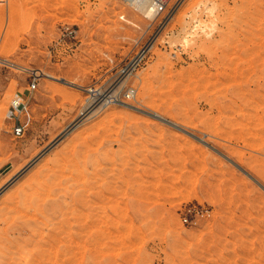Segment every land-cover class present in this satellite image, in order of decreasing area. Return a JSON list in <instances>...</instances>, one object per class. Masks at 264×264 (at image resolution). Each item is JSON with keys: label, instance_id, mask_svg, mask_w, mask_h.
I'll return each instance as SVG.
<instances>
[{"label": "rangeland", "instance_id": "1", "mask_svg": "<svg viewBox=\"0 0 264 264\" xmlns=\"http://www.w3.org/2000/svg\"><path fill=\"white\" fill-rule=\"evenodd\" d=\"M263 1L0 0V264H264Z\"/></svg>", "mask_w": 264, "mask_h": 264}, {"label": "bare ground", "instance_id": "2", "mask_svg": "<svg viewBox=\"0 0 264 264\" xmlns=\"http://www.w3.org/2000/svg\"><path fill=\"white\" fill-rule=\"evenodd\" d=\"M122 1H125V2H127L130 6H132V7H136L137 5L138 6H142L143 4H145V3H152L153 5V8L151 9L152 10V12L151 13H154V10H156L157 9V7H158V4L159 3H165L166 4V0H122ZM242 1V3L245 1V0H241ZM11 2V1H10ZM264 2V1H263ZM13 3V2H12ZM11 3V4H12ZM228 3H229V0H223V1H220V0H198V7H200V8H198V13L200 14V15H204V14H208V15H215L218 11H220V10H222L223 8H225V7H228ZM262 5V4H261ZM230 7V6H229ZM11 8V7H10ZM260 8V7H259ZM14 9V8H13ZM230 9V8H229ZM261 9V8H260ZM11 11H13L14 12V10H11ZM222 12V11H221ZM218 14V13H217ZM252 14V13H251ZM219 15V14H218ZM254 15V14H253ZM201 17V16H200ZM249 17H250V15H249ZM248 17V18H249ZM202 18V17H201ZM252 18V17H251ZM250 18V19H251ZM255 18V17H254ZM258 18V17H257ZM260 18V17H259ZM200 21V19H198V23L196 22V20L194 19V21H193V23L191 24V26L186 30V32H185V34L181 37V41H188V37H189V35H190V33L192 32V31H194L195 29H196V27L197 26H199L200 25V23L201 22H203L201 25V27H202V29H206V24L204 25V23H206L205 22V20H203V21H201V22H199ZM23 22V21H22ZM135 23H137V22H135ZM138 24V23H137ZM132 25V24H131ZM134 26H136L135 24H133ZM133 26V27H134ZM138 26V25H137ZM200 26H199V28H201ZM141 28V27H140ZM132 30V29H131ZM137 30V29H136ZM135 30V31H136ZM134 30H132V32H133ZM202 32L203 33H201V31L198 33V35H199V37H198V39L200 40V41H202L203 43L204 42H208V41H210V40H212L214 37H215V32L214 31H203L202 30ZM217 32V31H216ZM226 32V31H225ZM224 31L222 32V33H225ZM225 34H227V33H225ZM224 34V35H225ZM131 35H133V34H131ZM221 35V34H220ZM260 35V34H259ZM258 36V35H257ZM264 37V36H263ZM6 60V59H5ZM12 63V62H11ZM20 68V67H19ZM23 68V67H22ZM24 70H26L27 71V69H24ZM29 71V70H28ZM34 72V71H33ZM35 73H38V71H35ZM41 74L42 75H44V76H46V77H55L53 74H51V73H48V72H41ZM57 79H59V80H61V81H63V82H66V83H68V81H66V80H64V78H57ZM210 82V81H209ZM88 90V89H87ZM104 94V93H103ZM109 94V93H108ZM104 102H105V100H104ZM117 102V101H116ZM118 103V102H117ZM119 103H121L120 102V100H119ZM106 104H108V102H106L105 103V105ZM123 104H124V102H123ZM95 105V104H94ZM130 106V105H129ZM95 107V106H94ZM131 107H132V105H131ZM133 107H135V108H138L137 106H134L133 105ZM93 110V109H92ZM91 110V111H92ZM91 111H89V112H91ZM88 112V113H89ZM35 159V158H34ZM37 159V158H36ZM26 167V166H25ZM28 167V166H27ZM24 170V169H23ZM163 170V169H162ZM17 176V175H16ZM15 176V177H16ZM14 178V177H13ZM11 181V180H10ZM12 182V181H11ZM136 182V181H135ZM153 183V182H152ZM154 184V183H153ZM111 187V186H110ZM108 188V187H107ZM125 190V189H124ZM139 190H140V188H139ZM124 193V192H123ZM120 194V193H119ZM106 195V194H105ZM146 195V194H145ZM48 196V195H47ZM129 196V195H128ZM151 196V195H150ZM51 196H49V198H50ZM104 197V196H103ZM107 197V196H106ZM133 197V196H132ZM142 197H144L145 198V196H142ZM51 198H53V197H51ZM144 198H142V199H144ZM112 199V198H111ZM47 200V199H46ZM57 200V199H56ZM76 200H78V199H76ZM119 200V199H118ZM145 200V199H144ZM42 201V200H41ZM102 201V200H101ZM150 201H151V198H150ZM43 202V201H42ZM58 201H55V202H51V203H48L47 201H44L43 203H40L39 205H40V207H38L39 208V212L40 211H44V210H48L49 211V209H52V210H56V208H57V203ZM103 202V201H102ZM107 202H108V200H107ZM107 202H106V204H107ZM29 203V202H28ZM79 203V202H78ZM98 204V203H97ZM99 204H102L101 202H99ZM126 204V203H125ZM38 205V206H39ZM79 205V204H78ZM82 205V204H81ZM75 206V205H74ZM103 206V205H102ZM61 207V206H60ZM101 207V206H100ZM122 207V206H121ZM80 208V207H79ZM78 208V209H79ZM17 209V208H16ZM61 209V208H60ZM77 209V211H79ZM85 209V208H84ZM92 209V208H91ZM95 209V208H94ZM14 210V209H13ZM18 210V209H17ZM99 210V209H98ZM97 210V211H98ZM116 210V208L114 209V211ZM124 210V209H123ZM127 210V209H126ZM84 211V210H83ZM93 211V210H92ZM133 211V210H132ZM62 212V211H61ZM64 212V211H63ZM82 212V211H81ZM80 212V213H81ZM115 212H119L118 211V208H117V210L115 211ZM115 212H113L114 214H115ZM21 213H23V212H21ZM48 213H50V212H48ZM55 213V212H54ZM78 213V212H77ZM125 213V212H124ZM35 214V213H34ZM53 214V213H52ZM51 214V215H52ZM63 214V213H62ZM94 214V213H93ZM93 214H91L90 213V215H89V217L92 215L93 216ZM117 214V213H116ZM119 214V213H118ZM117 214V215H118ZM32 215V214H31ZM54 215V214H53ZM82 215H84V214H82ZM125 215V214H124ZM135 215V214H134ZM28 216H29V214H28ZM36 216V215H35ZM45 216V215H44ZM65 216H67V215H65ZM68 216H69V214H68ZM68 216H67V218H68ZM75 216H78V215H75ZM75 216H73V217H75ZM111 216V215H110ZM128 216V215H127ZM129 216H130V214H129ZM37 217V216H36ZM62 217H63V215H62ZM79 217H80V215H79ZM81 217H84V216H81ZM88 217V216H87ZM131 217V216H130ZM32 218V217H31ZM51 218H53V217H51ZM77 218V217H76ZM33 219V218H32ZM63 219H65V217H63ZM72 219H74V218H72ZM79 219V218H78ZM85 218H82V220L81 221H85L84 220ZM89 219H91V218H89ZM131 219V218H130ZM36 220H38L37 218H36ZM49 220V219H48ZM68 220V222L70 221V219H67ZM66 220V221H67ZM75 220V219H74ZM93 220V219H92ZM42 221V220H41ZM64 221V220H63ZM76 221V220H75ZM78 221V220H77ZM27 222V221H26ZM40 222V221H39ZM61 222V221H60ZM85 222H88V221H85ZM122 222V221H121ZM38 223V222H37ZM67 223V222H66ZM77 223V222H76ZM82 222H80L79 221V224H81ZM89 223V222H88ZM92 223H93V221H92ZM96 223V222H95ZM102 223V222H101ZM119 223V222H118ZM131 223V222H130ZM31 224V223H30ZM29 224V225H30ZM40 224V223H39ZM59 224V223H58ZM61 224V223H60ZM59 224V226H62V225H60ZM64 224H65V221H64ZM78 224V223H77ZM83 224V223H82ZM57 225V224H56ZM71 225V224H70ZM84 225H85V223H84ZM82 226V230H84L85 228L87 229V227L86 226ZM91 225V224H90ZM97 224H95V226H96ZM100 225V224H99ZM114 225V224H113ZM31 226V225H30ZM76 226V225H75ZM74 226V227H75ZM102 226H104V225H102ZM106 226V225H105ZM112 226V225H111ZM117 226V225H116ZM91 227V226H90ZM94 227V226H93ZM92 227V228H93ZM97 227V226H96ZM99 227H101V226H99ZM98 227V229L97 230H99L100 228ZM114 227V226H113ZM113 227H109V228H113ZM33 228V227H32ZM60 228H62V227H60ZM71 228V227H70ZM64 229V228H63ZM63 229H61L62 231H63ZM73 229V228H72ZM88 229H89V226H88ZM96 229V228H95ZM102 229H104V228H102ZM101 229V230H102ZM127 229V228H126ZM21 230H22V228H21ZM93 230V229H92ZM105 231H106V229H104ZM104 230H102V232L104 231ZM108 231H110V229H107ZM116 230H117V227H116ZM50 231H53V230H50ZM66 231V230H65ZM65 231H64V233H65ZM78 231V230H77ZM80 231V230H79ZM85 231V230H84ZM100 231V230H99ZM98 231V232H99ZM119 231V230H118ZM117 231V232H118ZM41 232V231H40ZM58 232V231H57ZM56 232V233H57ZM70 232V231H69ZM73 233H74V231H72ZM82 232V231H81ZM87 232V231H86ZM89 232H91V230H89ZM94 232V231H93ZM101 232V233H102ZM111 232V231H110ZM115 232V231H114ZM114 232H111V234L112 233H114ZM121 232V231H120ZM44 233V232H43ZM59 233V232H58ZM71 233V232H70ZM70 233H67V234H69L70 235ZM77 233H79V232H77ZM83 233V232H82ZM96 232H94L93 233V235L95 234ZM119 233V232H118ZM36 234V233H35ZM59 234H61V233H59ZM96 234H99V233H96ZM115 234V233H114ZM41 235V234H40ZM44 235V234H43ZM55 235V234H54ZM62 235H63V233H62ZM61 235V236H62ZM68 235V236H69ZM72 235V234H71ZM71 235L69 236V237H71ZM52 236V235H51ZM58 236V235H57ZM79 236V235H78ZM98 237H99V235H97ZM56 237V236H55ZM67 237V236H66ZM69 237H68V239H69ZM89 237V236H88ZM57 239L59 238V237H56ZM61 238V237H60ZM64 238V237H63ZM84 238V237H83ZM93 238V237H92ZM95 238V237H94ZM97 238V237H96ZM74 238H72L71 237V240H73ZM88 239V238H87ZM100 239V238H99ZM103 239V238H102ZM47 240H49V239H45V241H47ZM54 240V239H53ZM61 240V239H60ZM63 240V239H62ZM75 240V239H74ZM82 240V239H81ZM84 240V239H83ZM82 240V241H83ZM93 240V239H92ZM91 240V241H92ZM96 240V239H95ZM95 240H93V241H95ZM41 241V240H40ZM57 241V240H56ZM55 242V241H54ZM71 242H73V241H71ZM70 241H69V243H71ZM34 243V242H33ZM42 243V242H41ZM49 243V242H48ZM51 243H52V241H51ZM56 243V242H55ZM54 243V244H55ZM75 244H76V242H74ZM82 243V242H81ZM96 243V242H95ZM101 243H104V242H101ZM108 243V242H107ZM54 244H52V245H54ZM79 244V243H78ZM77 244V245H78ZM98 244H99V240H98ZM51 245V244H50ZM51 245V246H52ZM104 245H105V243H104ZM28 246V245H27ZM34 246V245H33ZM66 246H69L70 247V245H66ZM81 246V245H80ZM79 246V247H80ZM89 246V245H88ZM103 246V245H102ZM29 247V246H28ZM44 247V246H43ZM27 248V247H26ZM86 248V247H85ZM30 249V248H29ZM41 249V248H40ZM44 249V248H43ZM67 249V248H66ZM65 249V250H66ZM73 249H74V247H73ZM95 249V248H94ZM69 250V249H68ZM25 251V250H24ZM25 252H28L27 250L25 251ZM68 252V251H67ZM101 252V251H100ZM33 252L32 251H30V252H28L27 254H26V256H24V258L23 259H25V257H29L31 254H32ZM66 253V252H65ZM82 254V253H81ZM22 255V254H21ZM24 255V254H23ZM83 256H84V254H83ZM31 257V256H30ZM77 257H78V255H77ZM78 258H80V257H78ZM11 259V258H10ZM30 259V258H29ZM26 260V259H25ZM63 262V261H62ZM66 262V261H65ZM68 263H71L72 261H71V258L67 261ZM79 262V261H78ZM82 262V261H81ZM77 263V262H76ZM25 264V263H24Z\"/></svg>", "mask_w": 264, "mask_h": 264}, {"label": "built area", "instance_id": "3", "mask_svg": "<svg viewBox=\"0 0 264 264\" xmlns=\"http://www.w3.org/2000/svg\"><path fill=\"white\" fill-rule=\"evenodd\" d=\"M163 4L165 3H159L158 4V9L157 12L158 14L162 13V10L164 9ZM68 30H70V32H73V29H70V27H67ZM36 74V73H35ZM37 75V74H36ZM38 85V78L34 77L31 82L29 83V90L30 91H34L37 88ZM136 88L135 87H131L130 89H128L126 97L129 99H132L135 97L136 94ZM90 92V96H91V102H98V101H106V102H116L118 101L119 97L117 95H104L100 92V90L97 87H91V89H89ZM26 102L25 100L22 98V96L17 95V97H15L11 103V106L8 110V117L11 118L14 121V125H13V131L15 133V135L20 136L23 135L25 133V126L24 124L21 122L20 120V115L22 114V112L24 111V109L26 108ZM186 221L188 220L187 218H184Z\"/></svg>", "mask_w": 264, "mask_h": 264}]
</instances>
